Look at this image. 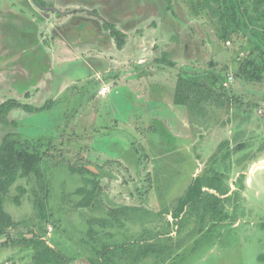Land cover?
Listing matches in <instances>:
<instances>
[{"label":"rangeland","instance_id":"obj_1","mask_svg":"<svg viewBox=\"0 0 264 264\" xmlns=\"http://www.w3.org/2000/svg\"><path fill=\"white\" fill-rule=\"evenodd\" d=\"M245 3L253 15V0ZM202 6L0 0V103L40 109L12 111L0 143L10 135L42 156L47 193L33 177L10 188L3 208L18 227L0 237V264H37L46 249L62 255L57 264H90L97 251L114 264H264V80L232 77L224 97L211 87L213 73L220 83L235 73L246 41H220ZM109 24L126 35L121 50ZM163 53L174 66L154 62ZM190 77L212 91L197 105H188L195 93L175 104ZM85 167L99 184L89 207L79 204L81 189H92ZM214 176L220 191H205L221 197L227 217L175 219L193 179ZM145 245L154 253L132 261Z\"/></svg>","mask_w":264,"mask_h":264},{"label":"trees","instance_id":"obj_2","mask_svg":"<svg viewBox=\"0 0 264 264\" xmlns=\"http://www.w3.org/2000/svg\"><path fill=\"white\" fill-rule=\"evenodd\" d=\"M36 1L39 3V0ZM202 7L207 10L209 19L216 24V31L220 41L229 44L236 37L246 41L245 47L238 53V55L240 52L244 53V55L240 58L238 57L237 61H233L235 67L233 71L235 73L231 72V75L229 71L227 75H224L223 83H220L219 76L213 73L211 87L213 85L219 86L221 89L219 96L224 97L223 87L227 88L232 82L224 86L228 75L231 78H242L245 82H262L264 80V0H253L251 7L253 15L250 14L245 0H203ZM104 29L109 32L117 49L121 50L125 44L126 35L116 29L113 24L105 25ZM156 47L154 46L153 51H155ZM246 55L251 58L248 59L245 57ZM154 62L163 66H174V62L170 60L168 53H163L160 56L156 55ZM199 78L190 77L187 82H183L182 91L181 87L177 88V91L181 92L182 95L175 97V104L185 105L186 100L190 98L192 93L196 95L190 100L188 105H197L208 98L213 88L205 86ZM15 110H21L29 114L40 111V109L30 104L21 103L17 99H8L0 103V125L13 124L8 116ZM42 161V156L29 149L26 143L14 140L10 135L3 137L0 143V237H8L18 227V224L13 221L3 208V202L10 188L18 179L33 177L41 184V190L45 192L44 194H47L46 188H44L45 176L42 169ZM80 174H88L93 177L92 180H86L87 183L91 184L92 189L89 192H86L85 188L81 189L86 194V197L79 203L80 206L89 207L92 202L91 195L99 188L98 178L92 168H82ZM217 178L218 176H214L209 182H205L200 177L194 178L184 195L178 200L173 217L177 219L183 213L192 214L202 210L211 220L225 219L227 215L224 212L221 197L218 194H211L205 191V188H210L217 192L220 191L219 186L216 185V182H218ZM18 189L21 195L25 193L24 188L19 187ZM14 202L19 205L20 199L16 197ZM38 212L42 218L45 217V204L43 202L38 203ZM262 229L264 230V224ZM107 250L111 253L117 252V250L111 248H107ZM132 253L134 254L133 250ZM152 253H154L153 246L145 245L135 252L131 260L137 261L148 257ZM96 254L97 261L90 262V264H114L106 251H97ZM62 258V255L51 249H46V251L40 252L35 257L37 264H57L60 260L65 263Z\"/></svg>","mask_w":264,"mask_h":264},{"label":"built area","instance_id":"obj_3","mask_svg":"<svg viewBox=\"0 0 264 264\" xmlns=\"http://www.w3.org/2000/svg\"><path fill=\"white\" fill-rule=\"evenodd\" d=\"M231 81H232V78H231L230 75H228V76H227V80H226V82L224 83V86H227V85L229 84V82H231ZM106 90H107L106 87H103V88H102V91H103V92H105Z\"/></svg>","mask_w":264,"mask_h":264},{"label":"crops","instance_id":"obj_4","mask_svg":"<svg viewBox=\"0 0 264 264\" xmlns=\"http://www.w3.org/2000/svg\"><path fill=\"white\" fill-rule=\"evenodd\" d=\"M107 91H108V89L105 92H103V93H106Z\"/></svg>","mask_w":264,"mask_h":264}]
</instances>
